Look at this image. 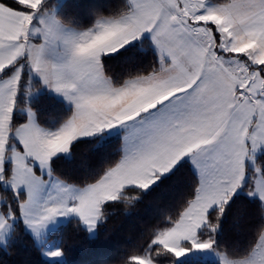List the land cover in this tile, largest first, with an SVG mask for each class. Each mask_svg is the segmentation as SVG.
<instances>
[{
  "label": "snow or ice",
  "instance_id": "6c2138e0",
  "mask_svg": "<svg viewBox=\"0 0 264 264\" xmlns=\"http://www.w3.org/2000/svg\"><path fill=\"white\" fill-rule=\"evenodd\" d=\"M122 205L144 227L103 239ZM73 234L264 264V0H0V264H74Z\"/></svg>",
  "mask_w": 264,
  "mask_h": 264
},
{
  "label": "trees",
  "instance_id": "16d2710c",
  "mask_svg": "<svg viewBox=\"0 0 264 264\" xmlns=\"http://www.w3.org/2000/svg\"><path fill=\"white\" fill-rule=\"evenodd\" d=\"M142 210V209H141ZM125 211V206H121L118 210V214L112 216L105 225L106 231L102 233L103 239H108L111 237L115 242H120L125 239H134L137 235V225L144 227V222L139 220L136 216L131 218L125 217L123 212ZM135 211V210H132ZM148 237H145V240ZM25 243H30L29 241H24ZM66 242L69 245H81L82 251L77 250L73 254L74 264H90L91 255L87 251L88 245L81 239H78L74 234L71 238L66 237ZM143 243V241H141ZM12 255H15L16 249L10 250ZM35 260V257H32Z\"/></svg>",
  "mask_w": 264,
  "mask_h": 264
},
{
  "label": "rangeland",
  "instance_id": "374dc122",
  "mask_svg": "<svg viewBox=\"0 0 264 264\" xmlns=\"http://www.w3.org/2000/svg\"><path fill=\"white\" fill-rule=\"evenodd\" d=\"M30 2L35 6L37 3H39V0H30ZM140 264H144V261H140Z\"/></svg>",
  "mask_w": 264,
  "mask_h": 264
}]
</instances>
